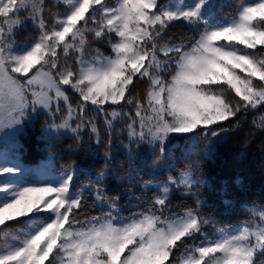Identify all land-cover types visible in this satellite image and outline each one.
<instances>
[{"label":"snow or ice","instance_id":"snow-or-ice-1","mask_svg":"<svg viewBox=\"0 0 264 264\" xmlns=\"http://www.w3.org/2000/svg\"><path fill=\"white\" fill-rule=\"evenodd\" d=\"M217 9L213 0H0V132H22L44 113L49 139L71 133L79 149L89 129L104 149L103 168L79 189L73 180L83 170L75 161L54 182L28 183L19 163L0 154V264H264V210L250 208L244 224L215 228L209 239L198 198L165 215L175 190L192 196L205 184L199 169L189 165L155 182L156 170L174 167L168 161L177 151L188 156L201 138L218 142L210 138L230 130L225 122L239 127L251 113L264 131V0L223 20ZM177 22L195 35L167 40ZM28 26L38 35L17 45ZM137 83L147 85L142 93ZM117 122L127 134L125 160L112 152ZM142 145L153 157L145 162L149 179L138 166ZM120 171L129 187L152 192L147 208L130 217L105 191ZM86 191L101 212L82 220Z\"/></svg>","mask_w":264,"mask_h":264},{"label":"trees","instance_id":"trees-1","mask_svg":"<svg viewBox=\"0 0 264 264\" xmlns=\"http://www.w3.org/2000/svg\"><path fill=\"white\" fill-rule=\"evenodd\" d=\"M106 2L114 4L115 0H106ZM162 2L167 3L168 0H162ZM188 2H193V0H188ZM213 2L218 5V19L223 20L233 15L241 4L254 3L255 0H213ZM59 11L62 13L64 9L60 8ZM37 35L38 33L28 26L18 32L16 43L23 46L35 39ZM193 35L195 34L186 25L179 22L165 34L167 40L176 43ZM92 47L99 48L105 55L110 54L107 44L93 42ZM146 86L145 83L136 84L137 90L141 93ZM46 121L50 122L49 117L40 113L24 126L23 131L18 135L17 146L10 149L13 157L18 158V162L25 171L32 172L35 167L49 164L52 166L53 175H61L75 161L78 168L83 171L74 178L73 188H81L103 168V147L95 144L93 134L89 129H84L82 133L84 138L80 141L82 147L79 149L75 148L71 133L62 134L59 139L55 137L49 139L48 136L43 135ZM97 123L101 130V138L106 140L107 132L104 129L102 117L97 120ZM238 123L239 127H236L235 121L231 124L225 122V127L230 130L222 133L220 138H210L218 142L207 144L201 138L199 144L190 145L188 156H182L180 151L176 152L175 156L168 161V164L174 166L171 170L165 164L155 173V182L159 183L164 181L168 175L178 176L180 171L189 165L199 169L197 175L205 181V184L196 195L192 196L175 190L170 197L171 204L165 215L180 213L186 207L196 206L195 201L198 198L200 213L211 221L205 226V233L209 239L215 238V228L234 229L244 224L250 218V208L255 207L258 211L264 210V131L254 126L251 113L240 116ZM121 128L122 124L117 122L113 132L112 152L116 160L126 159L128 140L126 132L121 131ZM184 143L181 141L182 146ZM69 145H72L74 150H70ZM97 152L100 154L94 157L93 154ZM136 153L138 166L143 168L141 175L144 179L151 178L153 169L145 167V162L150 164L153 158L150 148L142 145ZM108 171L113 170L110 167ZM118 177H127V171H120L115 176L110 175L105 182V191L109 196H119L117 205L120 214L130 217L146 209L147 197L151 196L152 192L142 189L140 184H133L129 187L126 178ZM107 210L105 207L104 211ZM78 212L80 219L83 220L100 215L101 209L97 206L94 197L89 196L86 191L82 207ZM9 223L24 227L18 221Z\"/></svg>","mask_w":264,"mask_h":264},{"label":"rangeland","instance_id":"rangeland-1","mask_svg":"<svg viewBox=\"0 0 264 264\" xmlns=\"http://www.w3.org/2000/svg\"><path fill=\"white\" fill-rule=\"evenodd\" d=\"M21 131H15L12 129H7L5 131L0 132V154L7 155L10 159H15L18 162V158H14L13 153L10 151L11 147L17 146L18 144V135ZM19 163V162H18ZM20 165V163H19ZM23 169V167L20 165ZM51 165L43 164L42 167L33 168L34 171L24 169L23 180L28 183H33L36 181H56L60 175H53ZM35 196H33V199ZM31 215V214H30Z\"/></svg>","mask_w":264,"mask_h":264}]
</instances>
